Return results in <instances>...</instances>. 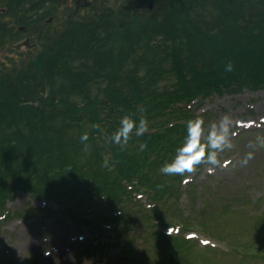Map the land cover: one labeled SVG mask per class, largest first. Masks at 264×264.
I'll return each mask as SVG.
<instances>
[{
    "label": "trees",
    "instance_id": "1",
    "mask_svg": "<svg viewBox=\"0 0 264 264\" xmlns=\"http://www.w3.org/2000/svg\"><path fill=\"white\" fill-rule=\"evenodd\" d=\"M127 1L92 0L28 61L0 70V230L14 189L65 197L62 213L82 217L90 230L129 223L135 194L149 203L140 217L149 211L159 228L174 224L155 201L179 196L159 173L196 118L186 105L264 87V0H154L152 11L142 10L143 0ZM130 114L137 122L145 116L148 131L122 150L110 138ZM87 211L100 217L91 222Z\"/></svg>",
    "mask_w": 264,
    "mask_h": 264
},
{
    "label": "rangeland",
    "instance_id": "2",
    "mask_svg": "<svg viewBox=\"0 0 264 264\" xmlns=\"http://www.w3.org/2000/svg\"><path fill=\"white\" fill-rule=\"evenodd\" d=\"M108 1L117 5L120 0ZM0 57L16 60L13 65L21 60L16 55ZM186 106L203 118L206 129L230 117L234 134L231 148L220 154L222 162H230L227 168L210 174L211 166L202 164L187 184L180 182L183 176L174 179L159 173L164 186L171 184L179 196L174 200L166 192L167 201L155 202L164 212V221L183 224L182 228L178 224L159 228L157 217L149 211L140 217L138 208L148 203L136 194L135 198L129 195L127 203L129 223L114 231L109 223L103 226L107 230H90L82 217L75 215L76 220L62 213L68 206L65 197L36 198L10 187L12 197L5 201L10 216L0 230V264H264L260 259L264 257V148L257 144L258 137L264 138V87L225 91ZM87 130L85 125L79 132ZM249 152L253 157L245 165L242 161ZM131 189L126 185L129 194ZM84 216H90L91 222L100 217L88 211ZM256 253L261 255L252 258Z\"/></svg>",
    "mask_w": 264,
    "mask_h": 264
},
{
    "label": "flooded vegetation",
    "instance_id": "3",
    "mask_svg": "<svg viewBox=\"0 0 264 264\" xmlns=\"http://www.w3.org/2000/svg\"><path fill=\"white\" fill-rule=\"evenodd\" d=\"M88 0H0V54L28 61L49 40L80 19ZM153 7V6H151ZM25 47V50H23ZM10 60V61H9ZM0 57V70L13 68L14 59Z\"/></svg>",
    "mask_w": 264,
    "mask_h": 264
},
{
    "label": "clouds",
    "instance_id": "4",
    "mask_svg": "<svg viewBox=\"0 0 264 264\" xmlns=\"http://www.w3.org/2000/svg\"><path fill=\"white\" fill-rule=\"evenodd\" d=\"M226 72L233 71V65L228 63L225 67ZM143 111V110H142ZM233 121L230 117L224 116L219 122H213L205 128L204 120L201 117L189 119L186 122V136L184 142L176 149L175 156L171 162H166L160 169L162 174L169 176L185 177L182 183L187 184L191 181L192 175L202 164L210 165L208 172L211 174L216 168H227L229 161H221L220 154L230 149ZM94 129H99V124L92 125ZM148 131V120L141 115L139 121L133 116L125 115L120 120L119 128L112 134L111 142L120 146L123 150L129 143L133 134L140 137ZM82 143L89 140V134L81 135ZM259 147L264 148V138H257ZM87 147V145H85ZM147 148V143L140 144V151ZM253 154L249 152L242 163L247 164L252 159ZM109 161L106 158L103 166L108 167ZM163 188V185H158Z\"/></svg>",
    "mask_w": 264,
    "mask_h": 264
}]
</instances>
